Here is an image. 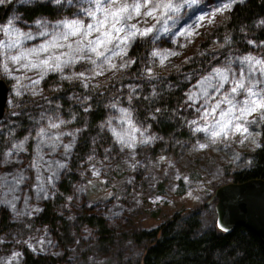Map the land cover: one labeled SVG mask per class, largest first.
<instances>
[{
  "label": "trees",
  "instance_id": "trees-1",
  "mask_svg": "<svg viewBox=\"0 0 264 264\" xmlns=\"http://www.w3.org/2000/svg\"><path fill=\"white\" fill-rule=\"evenodd\" d=\"M86 1L90 0L0 4V26L8 19L10 43L32 57L45 55L39 51L43 46L50 52L48 59L60 56L62 65L53 70L57 61L50 60L53 68L41 70L33 94L23 90L10 102L7 93L0 117V264H82L69 254V230L105 247L118 232L117 212L122 209L117 202L109 206L86 199L80 166H91L88 157L113 161L136 142L146 143L150 151L166 140L192 143L205 133L195 132L196 127L211 128L221 111L242 107L248 88L264 89V68L255 64L257 55L264 61V0H241L217 13L213 23L204 21L185 51L179 48L189 38L180 33L228 0H173L177 11L165 9L143 28L136 26L154 27L148 36L130 38L126 55H115L118 68H107L101 77L95 73L92 79L84 77L90 64L77 58L85 52L75 51L86 48L92 36L84 37V28L73 18L76 5ZM73 21L81 33L65 38L70 31L66 25ZM123 23L136 24L135 16ZM126 32L119 33L120 47ZM54 43L61 47H52ZM153 51L178 55L160 64ZM247 56L253 61H245ZM65 60L70 62L63 64ZM216 69L228 79L221 80ZM79 73L84 76L77 77ZM0 74L9 87V76ZM240 81L245 90L232 93ZM258 130L259 140L247 153L248 164L230 170L231 180L264 177V120ZM143 179L137 171L128 186H138ZM185 210V215L176 210L155 226L128 233L135 242H143L140 264H264V244L250 229L236 224L224 230L215 219L212 226L201 228L197 207ZM28 234L36 235L37 244ZM13 251L16 255L10 257Z\"/></svg>",
  "mask_w": 264,
  "mask_h": 264
},
{
  "label": "rangeland",
  "instance_id": "rangeland-1",
  "mask_svg": "<svg viewBox=\"0 0 264 264\" xmlns=\"http://www.w3.org/2000/svg\"><path fill=\"white\" fill-rule=\"evenodd\" d=\"M76 6L77 13L73 18L79 21L85 31L88 25L100 27L98 21H104L107 15L100 9L112 7L109 4H98L96 0L86 1ZM112 10L115 9L112 8ZM150 19L151 17L135 16V25L143 28ZM111 22L112 18L108 17L103 27L100 28V32H91L92 36L87 38L88 41L95 40L104 31H109ZM202 24L203 22L198 23L196 19L191 28L195 26L197 30ZM120 26L117 25V27ZM123 33L112 31V35L118 37L117 40L122 38ZM11 38L12 30L7 19L0 26V73L10 78V102L23 90L33 94V86L42 70L30 69L22 65L39 63L41 60L48 59L50 55L47 50L43 56L32 57L10 43ZM117 40L108 44V51L105 55L110 57V60L102 64L100 63L102 58H97L91 52L84 53V56L91 58L84 60V63L90 64V68L85 69L86 79L94 78L95 73H100L96 74L98 77L107 74L104 72L107 68L112 69L108 70L111 72L118 68L114 61L115 55H113V52L121 51L120 40ZM7 41L10 43L9 46ZM182 45L183 49L179 48L180 51L188 50L189 39L185 40ZM21 54L24 55L22 60L12 59L13 56ZM258 58L257 55L256 60ZM92 60H96L97 63H92ZM109 64H116V67H109ZM240 107L232 112L233 117L239 115ZM260 115L261 113H253L246 120L236 121L244 124L248 129L247 133H232L230 130L228 137H222L214 144L210 143L208 134L203 133L197 136L192 143L166 140L154 151L147 149L146 143L136 142L131 148H125L121 157L113 161L88 157L91 166H88V169L85 168L86 164L80 166L86 199L91 203H110L109 206L117 202L122 209L117 212V216L120 217L117 221L118 232L105 247L98 244L92 237L85 238V241L81 240L83 237H78L71 228L67 239L71 258L82 264H128V261L140 264L143 242H135L128 233L137 228L155 226L176 210H182L181 216L185 215L187 212L185 209L188 207H197L201 228L212 226L215 219L213 189L215 185L231 180L230 170L248 164L247 153L259 140L258 126L262 121ZM248 121L254 122L249 123ZM215 124H212L211 128ZM199 144L209 146L199 149ZM137 171H141L144 179L138 186L129 187L128 183ZM64 211L70 213L69 208ZM28 238L37 244L36 235L28 234ZM15 255L16 252L13 251L10 257Z\"/></svg>",
  "mask_w": 264,
  "mask_h": 264
},
{
  "label": "snow or ice",
  "instance_id": "snow-or-ice-1",
  "mask_svg": "<svg viewBox=\"0 0 264 264\" xmlns=\"http://www.w3.org/2000/svg\"><path fill=\"white\" fill-rule=\"evenodd\" d=\"M59 2V0H57ZM98 4H109L112 7L111 8H101L100 11L107 13L105 16L104 21H98V24L100 27H96L94 25H88L87 30L82 33L84 37H87L91 32H100V28L103 27V24L105 21L108 20V17L112 18L111 26L109 31H104L100 35L96 37L95 40H89L87 47H77L75 49L78 53L83 52H91L93 53L97 58H102L100 60V63L102 64L105 61H109L110 57L105 55V52L108 51V44L111 43L113 40L117 39L118 37L112 35V31L114 30L116 33L120 32H126V35L121 40V44L124 47H121V51L119 53L113 52V55H126V47L129 43L130 38H134L136 36H148L150 33L153 32V27L146 28L144 30H140L136 28L135 24L127 25L126 23H123L127 20H131L133 16L136 17H152L155 18L157 16L158 12H162L163 10H168L169 12L177 11L173 5V0H96ZM186 2L196 3L197 0H186ZM241 2V0H228V2L224 3L221 7L215 8L211 13H208L207 15H201L198 17V23L206 21L208 24H211L214 22L215 15L217 13H222L226 10H230L232 5L234 3ZM4 0H0V4H3ZM114 8L115 10H112ZM39 23V22H38ZM117 25H122L121 27H117ZM70 29V31L66 34L65 38L67 36H75L77 34L81 33V27L78 24V22H70L66 25ZM135 29V30H133ZM198 33L195 30V26H193L191 29H186L184 32L180 33V35L186 36L189 38V42H191L192 37L196 36ZM52 47H61L59 44H53ZM71 47V45H69ZM103 48L104 50L101 51L100 49ZM33 52L37 50H32ZM40 52H46L47 48L41 47L39 49ZM178 53L173 51H153L152 56L154 58H158L160 64H165L166 61L170 59L172 56H176ZM24 58V55L21 54L20 56H13L12 59L14 61H20ZM78 59H91L90 57H86L84 55H81L77 57ZM245 61L252 62L253 57L247 56L243 58ZM50 60H55L57 63L54 65V69L56 71L61 70V63L60 56L50 57L49 59L41 60L39 63H29L22 65L23 67H27L30 69H42V70H48L52 69L53 65L50 63ZM70 61L65 60L63 61V64H68ZM72 63H75V60L71 61ZM92 63L96 64V60H92ZM131 63V61H129ZM255 64L257 66H262L264 68V61L261 60H255ZM127 65H121V67H126ZM109 67L115 68L116 65L109 64ZM218 77H220L221 80H227L228 77L224 75L223 72H221L219 69L214 70ZM99 75L100 73H96ZM84 73L77 74V77H83ZM66 79H71L72 77H65ZM35 83H39V81H35ZM223 87V85H220ZM246 86L243 83V81L238 82L234 87H232L231 91L232 93H236L239 90H245ZM248 92V98L243 102V106L239 108V115L232 116V112L235 108V105L230 107L227 112L221 111L220 117L221 119L216 122V124L212 128H200L196 127L194 129L195 132H205L208 134L210 143H216L218 139L222 137H228L229 132L231 130L232 133H247L248 129L244 126L242 123H238L236 121L240 120H246L247 117L253 113H261L260 119L264 120V89H261L260 91H253L251 88L247 89ZM189 99H192L190 96ZM225 102L231 104L232 101L229 100L227 97H225ZM216 109L220 108V104L217 103L215 106ZM215 111V109H213ZM207 115V113L205 114ZM249 123H252L254 121H248ZM191 124H196V121H191ZM52 128L58 127L56 124L51 125ZM41 134H44V129H41ZM247 138V137H246ZM147 142V141H145ZM243 143V141H241ZM131 146V145H129ZM209 145L208 144H199V149H205ZM14 148H17L18 150L22 148V145H14ZM67 147V146H65ZM8 155H11V153H8ZM178 179L180 177H177ZM186 179V178H185ZM226 230V229H224ZM35 250V249H34Z\"/></svg>",
  "mask_w": 264,
  "mask_h": 264
},
{
  "label": "water",
  "instance_id": "water-1",
  "mask_svg": "<svg viewBox=\"0 0 264 264\" xmlns=\"http://www.w3.org/2000/svg\"><path fill=\"white\" fill-rule=\"evenodd\" d=\"M8 91V83L0 75V117ZM212 195L217 225L225 229L236 224L245 226L264 244V177L221 182L215 185Z\"/></svg>",
  "mask_w": 264,
  "mask_h": 264
}]
</instances>
